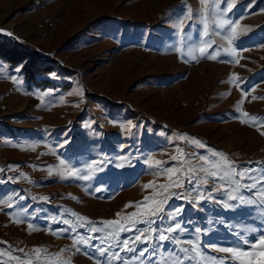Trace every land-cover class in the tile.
Instances as JSON below:
<instances>
[{"label":"rangeland","instance_id":"rangeland-1","mask_svg":"<svg viewBox=\"0 0 264 264\" xmlns=\"http://www.w3.org/2000/svg\"><path fill=\"white\" fill-rule=\"evenodd\" d=\"M231 3L224 18L237 27L235 58L224 51L228 33L218 35L211 19L209 35L204 36L199 0H0V39L30 52L41 67L51 61L58 65L52 73L37 76L52 82V87L27 88L22 64L12 68L0 59V181H5L0 183V264H19L13 257L36 261V248L41 253L36 264H110L107 254L101 256L95 248L88 247V255L77 252L68 233L57 235L55 230L74 227L73 236L87 239L92 225L103 227L99 222L116 220L117 213L122 219L138 211L136 205L145 197L159 198L155 186L168 182L167 173L157 175L155 166L150 169L144 162L149 157L165 162L166 169L189 156L185 170L190 164L200 176L204 173L199 167L207 166L200 155L219 159L212 151L224 153L240 168L264 166V99H252L264 97V0ZM189 8L194 19L185 21L189 27L183 31L191 37L186 41L179 22ZM227 8L218 0V11ZM209 44L201 56L199 47ZM209 54L217 59H209ZM234 75L240 79L233 82ZM65 84L70 87L62 90ZM241 87L247 89L246 95ZM128 122L134 125L131 131ZM181 135L187 139L180 140ZM192 138L205 148L190 143ZM60 159L80 170L92 165L91 179H64L67 172ZM214 184L220 182L210 178L207 188ZM8 203L13 204L11 209ZM182 203V216L175 221L165 216L163 225L190 220L183 225L188 230L180 234L184 238L201 228L203 255L194 264H222L212 258L229 254L215 252L214 246H229L248 229L264 228L260 203L228 210L205 200L195 209L173 199L166 211ZM79 216L92 223L81 228L85 222ZM65 219L70 225L63 224ZM130 235L123 233L121 241ZM248 238L254 242L258 235ZM91 243L108 244L106 240L101 245L98 239ZM146 246L139 244L138 249ZM121 255L127 264H148L149 259L152 264H164L165 259L179 264L168 243L143 260L133 253ZM223 264L236 262L227 259Z\"/></svg>","mask_w":264,"mask_h":264},{"label":"snow or ice","instance_id":"snow-or-ice-1","mask_svg":"<svg viewBox=\"0 0 264 264\" xmlns=\"http://www.w3.org/2000/svg\"><path fill=\"white\" fill-rule=\"evenodd\" d=\"M227 3L228 8L226 10L218 11L217 3L218 0H212V3H209V0H199L201 5L199 11V19L203 24V33L207 37L209 35V20L211 19L212 25L217 30V34L228 33L224 38L228 41V47L224 49L226 53L235 58L238 53L234 47H232L233 41L237 35V27L235 26L234 21L224 18L226 11L230 10L233 7L231 0H224ZM192 9H188V15L181 19L179 22V28L181 30L182 38L186 41L190 40V34L184 32L183 30L189 25L185 22L193 20ZM0 32H3L0 29ZM5 35L11 36L12 33L4 32ZM209 44L206 46L199 47V53L201 56L205 55L208 52ZM179 51V49H177ZM191 55V52L188 53ZM193 60L196 59L195 56L192 57ZM209 59L215 60L217 57L215 55H208ZM235 63L239 64V60H235ZM19 72V69L16 70ZM13 81H16L17 77L12 76ZM238 76H233L232 81L235 82L239 80ZM241 84L244 81H240ZM240 91L242 95L247 94V89L241 87ZM253 100L264 99V97L253 96ZM245 117H248L247 112L243 113ZM253 121L256 120V117H251ZM123 127V125H121ZM134 125L131 122H128L127 129L132 130ZM264 135V132L261 133ZM180 140L187 139L186 136L181 135ZM190 143L196 145L198 148H205L203 142L198 139H190ZM176 150L182 152V149L179 146H176ZM212 157H219L217 160H209L206 156L200 155L199 159L204 161V164L207 166L199 167L198 171L203 172L204 175H197V170L193 169L189 164L187 165V170H185V165L188 159L191 157L183 156L177 163L176 166L169 168H162V162L160 160H153L151 157L146 159L144 162L149 165L150 169L155 166V172L157 175H163L167 173L168 182L155 186L157 195L156 197H145L144 201L139 202L136 207L138 211L132 212L128 215H124L122 219L120 213H117L118 219L116 220H104L99 222L103 227L97 225H92L89 229L90 235L87 239L83 236L77 238L72 234L75 232L74 227L64 228L55 230L57 235L61 233H68L69 238L73 240V245L76 247L77 252L84 251V254L88 255L86 251L88 247L95 248V250L101 255L104 256L107 254L110 264L114 261H120V264H127L125 257L121 253H133L134 257L139 260H143L147 253L152 252L156 253L158 249H164L165 244L173 245V253L176 259L179 261V264H194L196 258L202 256V252L199 250V245L201 244V235L202 230L200 227H195L192 231L195 233L194 236L189 235L187 238H184L180 234L188 231L183 227L185 223H191V221H180L175 223L174 226L163 225V220L165 216L169 220L175 221L177 217L182 216L184 211V204L176 206L171 211H166L170 200H183L185 203H190L193 208L199 209L201 203L205 200L214 201L216 204H222L224 209L235 210L238 208H243L247 205H254L260 203L261 206H264V199L255 200L248 198L245 193H249L252 196H259L264 198V166H261L259 169L253 167H244L240 168L235 165L232 161L228 160L224 153L212 151ZM123 158V157H121ZM174 161H177V157L173 156L171 158ZM249 164L256 163L260 164L259 161L248 162ZM60 165L63 168V171L67 172V176L63 177L64 179H79L82 181H88L92 177V165L84 170H80L69 166L64 159H60ZM11 168H17L16 165L9 166ZM257 172L259 175H257ZM86 173V174H85ZM51 175V173H49ZM63 173L61 172V175ZM21 176L24 174L21 173ZM27 178V177H25ZM211 181H219V186H214L211 189L207 188V185ZM19 179V177H8V180ZM5 181H0V183ZM145 189L149 188L148 184L144 185ZM258 189L256 192L254 190ZM96 192H100L101 189H95ZM217 193H219L220 198H217ZM226 196V199L224 197ZM40 200L47 201L48 197H40ZM147 201L151 203L147 204L146 207H141ZM126 205L125 207H129ZM7 208L11 209L13 204L8 203ZM11 215V214H10ZM80 221L85 223L80 224L81 228L86 227L92 222L87 221L85 217L79 216ZM23 222V221H18ZM64 225H70V221L65 219L63 220ZM145 225L144 228L138 227L139 225ZM28 228L34 229L32 223H28ZM49 231H53L49 229ZM97 232H106V237H97L91 234ZM123 233H132V235L125 237L122 241L120 239ZM256 233L258 238L253 242L248 238V235ZM175 234V235H174ZM98 239L101 245L105 244L107 240V247H96L92 244L91 241ZM223 239V237H220ZM139 244H145L146 247L138 249ZM181 244L190 245V247L185 248L181 247ZM244 246H248L252 251L244 250ZM119 248V251L113 252L112 248ZM166 250V249H165ZM213 250L218 253H226L229 256L226 257H213L212 259L221 260L222 264L224 260L231 259L236 262V264H264V228H250L243 235H239L235 240V243H232L229 246H214ZM23 251V249H21ZM36 261L31 259H24L21 257H13V259L19 261V264H36L37 261L41 259L40 249L36 248ZM138 255H135L137 254ZM187 253H192L193 255H186ZM27 255V254H26ZM148 264H152V260L149 259ZM164 264H169L168 260L165 259ZM175 264V261H173Z\"/></svg>","mask_w":264,"mask_h":264},{"label":"trees","instance_id":"trees-1","mask_svg":"<svg viewBox=\"0 0 264 264\" xmlns=\"http://www.w3.org/2000/svg\"><path fill=\"white\" fill-rule=\"evenodd\" d=\"M0 59H2L10 67H20V73L23 76V81L27 85V88L32 86L39 87L41 89L50 88L53 86L52 82L48 80L37 79L38 75H47L55 71L57 63L51 61L46 66L41 67L39 65L40 60L32 55L30 52L17 47L15 44L9 41L0 39ZM67 73V70L63 71ZM70 87L69 84H65L61 87L62 90H67Z\"/></svg>","mask_w":264,"mask_h":264}]
</instances>
